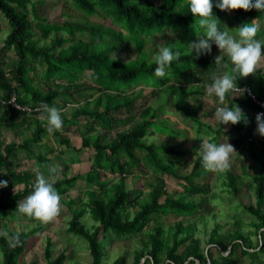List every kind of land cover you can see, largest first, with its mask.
Returning a JSON list of instances; mask_svg holds the SVG:
<instances>
[{
    "label": "trees",
    "instance_id": "16d2710c",
    "mask_svg": "<svg viewBox=\"0 0 264 264\" xmlns=\"http://www.w3.org/2000/svg\"><path fill=\"white\" fill-rule=\"evenodd\" d=\"M71 3L86 17L99 15L106 22L117 25L119 29L73 21L50 23L38 15V3V6L34 5L32 8L31 0H0V12L12 28L2 51H13L16 57L9 65L0 63V104L5 108L0 124L12 129L26 125L23 141L7 144L0 140V180L8 182L7 187L0 188V218L5 219L13 213L15 218L24 216L31 221L37 220L16 211L18 202L31 194L35 179L28 169L15 170L10 160L15 158L18 152H24L28 160L37 167L42 168L50 163L47 157L49 155L38 154L36 151L49 133L47 121L37 119L46 112L42 109L34 113L18 111L3 103L16 94L22 106L36 108L47 104L59 109L58 101L62 102L64 107L77 105L69 119L62 117V128L78 126L82 138L80 152L84 149L94 150L91 170L85 176L57 177L50 179V182L54 184L60 196L71 192L80 179L98 187L96 190L88 191L89 198L82 201L80 207L73 209L75 201H70L72 216L68 222L67 233L84 237L88 241L91 264H103L105 248L101 244V239H105L108 234L118 238L136 237L158 218L168 215L192 217L198 207L201 208L202 203H195L188 195L206 192L204 188L192 183V178L200 176V171L204 170L202 157L196 159L189 175L180 176L178 168L192 152L177 150L169 145L149 144L146 137L156 134L167 135L171 132V137L181 136L168 128V131L154 129L167 113L168 106L173 110H179L194 124L197 123L196 125L200 127L199 133L203 127L212 129L211 126L202 123L198 116L201 107L193 109L190 104L193 97L201 96L203 100L211 99L215 107L223 106L214 96L209 97L205 90L214 77L230 71V68L215 65L214 58L207 54L196 58L195 53L191 54L188 49L184 51L179 48L180 46L173 47L174 51L180 53L179 60L172 63L165 77L158 79L159 86L172 90L167 105L155 110L148 107V104H143V108L137 112L136 106L140 97L129 96L133 90L130 88L133 85L135 88L143 85L139 82L154 75L156 67L154 61L151 63L148 60L145 49L147 42H151L166 28H171L175 34L173 40L182 41L187 48L188 43L196 40V33H202L198 19L194 20L184 0H71ZM213 3L215 4V0ZM29 6L34 20L31 19ZM213 14L218 19L221 29L227 27L229 31L233 25L239 28L259 18L262 29L257 38L264 37V12L255 9L247 12L243 10L221 12L214 7ZM36 29L41 33V38L38 37ZM88 36L95 41L84 40ZM128 43L138 52L137 58L129 62L134 63L132 66L127 64L128 61L126 63L124 59L114 55ZM40 69L42 73L38 75ZM253 75H256L260 82L258 94L253 93L259 100L264 101V73L255 71ZM83 77L88 78V81H81ZM182 77H186L185 80H181ZM252 79L240 78L237 80V86L252 87ZM188 83L201 87L196 91H185ZM124 84L128 85L125 90L122 89ZM146 87L153 88L152 92L145 95L147 100L160 90L149 84ZM95 94L100 96L94 98ZM90 98L93 100L90 101ZM241 98L237 101L227 96L225 103H234L258 111L252 98L246 94H242ZM122 112L133 117L138 114L142 120L136 126L118 131L115 138L104 143L102 136L97 134L98 130L117 131L120 124L126 123L119 117ZM8 115L10 117H7ZM16 119H21L19 124L15 123ZM255 123L256 121L251 125H245L242 122L232 126L233 131L238 133V136L232 139L235 146L239 147V143L244 140L243 132L248 126L252 127L255 134L253 127ZM62 128L53 133L63 144L64 150H77V147L62 135ZM222 132L216 131L217 136H214L211 142L218 140ZM226 135L229 136L230 133L226 132ZM262 140L264 141V137ZM262 145L264 147V143ZM79 150L75 151L78 155ZM250 156L255 164L261 166L258 175L251 174L256 204L243 207L256 219L255 242L251 236L245 237L240 233V229L236 230L235 236L220 234L222 228L218 223L210 233L207 248H203L202 241L195 237L197 227L194 223L184 226L183 222L179 221L169 229L159 224L146 236L143 247L135 252L133 264H141L145 257H147L145 264H197V262L240 264L245 257L250 259L249 264H264V148L260 151L253 148ZM146 167L153 168L159 183L152 188L149 198L142 201L143 191L128 189V178L135 169L144 171L143 168L146 170ZM164 176H174L186 181L187 183L183 185L185 196L178 199L177 195L175 197L168 193ZM229 178V188L238 195L240 189L236 187V176L229 172ZM19 184H23L24 188L12 192ZM87 213H90L96 222L91 229L83 223ZM260 230L261 239L258 236ZM28 236L29 233L24 231H7L6 235L0 234V264H19ZM209 245L211 246L208 247ZM52 247L49 239L44 254L46 264H64L67 255L61 253L54 258ZM212 247L217 253L222 255L225 252L227 256L216 258ZM126 261L127 255H124L113 264H126Z\"/></svg>",
    "mask_w": 264,
    "mask_h": 264
},
{
    "label": "rangeland",
    "instance_id": "374dc122",
    "mask_svg": "<svg viewBox=\"0 0 264 264\" xmlns=\"http://www.w3.org/2000/svg\"><path fill=\"white\" fill-rule=\"evenodd\" d=\"M37 3L39 4V6ZM34 5L39 7L38 15L50 23L73 21V22H81L85 24L104 25L107 27L115 28L117 30L119 29L117 25L106 22L99 15L86 17L82 13V11H80L77 7H75L71 3V0H31L30 6L33 8ZM30 6L29 9L31 8ZM31 19L33 20L35 19L33 18L32 11H31ZM11 29L12 28L10 26V23L0 12V63L5 66L11 64L16 59L13 51H6V52L2 51L4 42L8 37V35L10 34ZM234 29H237L236 25H233V28L230 31ZM172 31L173 30L171 28H166V30H164L162 33L157 34L151 42H147L145 49L147 51L146 54L148 55L149 62L152 63L154 61V57L158 53V47L162 42L163 43L169 42L167 44H170L174 48H178L180 46L179 48L184 51L187 49L185 47V44H182V41L177 40L178 41L177 42L173 40L175 38V34H173ZM36 32L38 34V37L41 38V33L39 32L38 29H36ZM230 34L234 35L235 33L233 32ZM84 40L95 41L90 36L85 37ZM261 40L264 41V37L261 38ZM46 42L48 41L46 40ZM219 54H220L219 49L213 44L211 53L207 55L212 58H215ZM114 55L117 58L124 59L126 63L128 61L127 64L129 66H132L134 63H129V62H133L132 60H135L137 58L138 52L134 49L133 45L128 43L122 49L114 53ZM41 71H42L41 69L38 71V75L42 73ZM256 71H261L264 73V56H262V59L259 62ZM255 74L257 75V73ZM256 75L252 74L243 79L246 80L249 77L253 78L251 82L252 84L251 89L253 92L258 94L257 89L259 88L260 82ZM184 78L186 77H182L181 80H185ZM158 79L159 78L156 77L155 75H151L147 77V80L145 79L139 82V84H143L142 86L135 88V85H133L130 89L135 88V92L139 93L142 96L146 94L148 95L152 91L151 87L150 88L145 87L148 84L154 88L160 89L157 100L155 102L151 101V97L148 98V100L146 97H142L141 101L142 104H149V102H151L150 105L154 103L155 105H159V106L165 105L169 100V95H171L172 90L169 87L159 86ZM173 79H175V77H173ZM81 81L87 82L88 78L83 77ZM127 86L128 85L126 84L122 85V89L124 90L127 89ZM190 86H192V84L188 83V85H186L185 87V91L188 90L196 91L199 87H201V85L199 86L193 85L192 87ZM237 96L241 97V95H237ZM190 105L192 106L190 107L193 109H196L197 107H201L198 116L202 117V121H204L205 124H211L212 126V129L206 127L202 128L201 137L203 139H207L206 137L207 136L209 137L210 135L211 137L210 141H211L213 136H217L216 131H219L221 129L225 131L230 130L231 124L219 125L216 121L213 120V117L212 118L209 117V116H213L216 107H219V106L213 107L212 105L214 104L211 99L203 100L201 96L193 97ZM58 107L61 110V115L65 114L67 117H70L72 111L76 109L77 105L64 107L62 102L58 101ZM169 107L171 106H168V108ZM190 107L189 109H191ZM169 110L171 109L169 108ZM173 113L177 114V116L170 118L163 117L162 119H160L161 120L160 122L158 121L159 125H157L154 129L162 130V131H168V129H170L171 131L174 130L176 132L182 133L183 137L174 139L175 137H171L172 135L171 132L168 133L166 136L148 135L146 137V140L147 143L156 144L157 146L169 145L170 147H174L177 150H181V151L187 150V152L189 150L192 151V154H190L187 157L186 161L182 162L183 165H180L178 168V174L180 176H187L191 173L196 159L200 157V154L198 153L200 147V141L196 138V131H198L199 133L200 127L196 125L197 123L194 124V122L189 117L184 116L179 110L174 109ZM204 113L205 116L203 117L202 115ZM45 115L46 114H43V116ZM40 118L41 117H39V119ZM44 119L46 120V118ZM141 120H142L141 117H139V115L137 114L133 118H129L128 121H126V123L120 124L117 131H115V129L112 131L102 130L99 132V135L102 136V140L104 143H108L113 138H115V135L117 134L118 131L121 130L124 131L127 130L129 127L136 126L138 125V123L141 122ZM252 120L253 118H251L250 121ZM253 123L254 122H251V124ZM250 134H252V129L247 127L244 131V140L239 143V147L235 146V144L232 142V139L226 136H221L219 138V141L218 140L213 141L215 143H223V142L230 143L231 145L234 146L237 154L233 155L232 162L229 168L215 172L207 171L204 169L200 171L201 172L200 176H196L192 178L193 181L192 183L194 185L202 187L206 190V192L203 194L194 195V196L188 195V198L190 200H194L195 203L197 204L202 203L201 208L198 207L194 216L179 217L175 215H168L162 217L161 219L158 218L154 220L153 223H151L143 231V233H141L136 237L118 238L113 234H108L105 239H101V244L105 248V258L103 264H113L118 258L124 255H127L126 264H133L135 252L143 247V241H146V236L153 231L156 225L160 224L163 225L165 229H169L179 221H182L184 226H187L190 223H194L196 225L197 228L195 232V237L199 238L202 241L203 248H207L208 240L210 238V233L218 223L221 225L222 228L220 234L222 235L226 234L225 236H229V235L235 236L237 232L236 230L240 229L241 230L240 233L244 234L245 237L251 236V239L255 242L257 240V237L254 234L255 232L254 222L256 221V219L252 214L244 210L243 207L244 205L256 204L255 187L253 184V179L251 174L258 175V173L261 172V166H259L258 163L255 164L252 161L250 152L252 151L253 147H255L256 150H261L263 141L261 137L257 134L253 136L252 140L248 139L249 138L248 136ZM198 135L199 134H197V136ZM71 136L73 135H69V137ZM18 137L19 136L13 134L7 135V138H5V143L8 144V142L19 141L21 136L19 138ZM47 142L50 145L56 146V143L59 142V139L57 136L54 135L53 132L52 133L49 132V139H47ZM81 142H82L81 139L80 140L73 139L74 145L78 144L82 146ZM58 146L60 145L58 144ZM37 149L41 151L39 148ZM85 151L87 152V156L88 153H94V150L92 149L89 150L86 149ZM47 152L48 150H45L44 148L42 149V155L46 156ZM71 156L72 157L69 158L70 163H68L70 165H72L71 161L78 160L79 155L74 153ZM161 157L165 159L163 154H161ZM25 160H27L28 162ZM12 165L16 170L25 169L26 167L28 168L29 166H32L31 163L29 164V160L26 159L22 153L19 155L16 161L12 163ZM82 167L83 166L80 167L75 166L74 171L72 170L73 168L71 167L69 172L70 177H75L80 175L85 176V174H82L81 172L83 169ZM52 169L55 170L56 166H53V168L50 169L51 172H42L43 175L49 180L59 177L58 173H54ZM143 169L144 171L135 169L132 175L129 176L128 189L142 190L143 191L142 201H145L147 200V198H149V194L152 188L159 183V180L158 177L155 175L153 168L149 169L148 167H146V170L145 168ZM246 171H248L249 173L247 174ZM229 172L233 173L236 176V187L240 189L238 195H236L234 193V190L230 189L228 186L230 182ZM164 179H165L166 191L168 193H172L175 197L177 195L176 198L178 199H180L182 196H185L184 194L185 187L183 189V185L187 183L186 181L180 180L179 178L174 176H164ZM75 187H73V190L69 192V194L65 196H61L60 212L56 217H54L52 220L48 222H43L40 220L31 221L30 219L25 218L24 216L15 218V214L13 213H10V215L5 219L0 218L1 235H6L7 231H13V232L24 231L27 234L29 233L27 243L24 248V252L22 253L19 259V264H30L31 262H37L38 264H46L44 254L49 239L53 244L52 255L54 258H57L61 253H65L67 255V260L64 261V264H91L92 259L89 253L88 241L84 237L67 233L68 222L71 218V208H69L70 205L69 200L72 199L73 201H75V204L72 206V208L76 209L77 207H80L82 201L86 200V197L89 198L88 191L86 190L87 184L85 182L83 183L82 181H80L78 182L77 187L76 188ZM90 187L93 188L92 186ZM23 188L24 185L19 184L12 190V192L15 193ZM105 194L106 193L104 192L103 195L105 196ZM83 223L89 229H91L92 226L96 225V222L93 220L92 215L90 213H87L84 216ZM262 230L259 231V235H258L259 238ZM210 246L211 245H209L208 247ZM182 250L183 248L180 249V251ZM213 250L216 258H219V256L220 257L227 256V253L225 252H223V254L221 255L220 253H217V251H215V248H213ZM220 260L223 259L220 258ZM249 263H250V259L248 257H245L242 259V262L240 264H249Z\"/></svg>",
    "mask_w": 264,
    "mask_h": 264
},
{
    "label": "clouds",
    "instance_id": "9594fccd",
    "mask_svg": "<svg viewBox=\"0 0 264 264\" xmlns=\"http://www.w3.org/2000/svg\"><path fill=\"white\" fill-rule=\"evenodd\" d=\"M194 18L198 19L202 33H196V40L187 44L188 51L195 53L196 58L202 54H210L213 44L219 49L220 54L214 58L215 65H222L230 71L213 78L206 88L209 97H215L223 106L216 107L213 120L219 125H237L241 122L247 124V117L242 109L233 104L228 106L225 98L242 95L245 91L237 86V80L252 75L264 56V41L257 36L261 32L260 19H254L250 24H243L239 28L229 31L227 27L221 29L218 19L213 14V8L221 12L253 9L264 12V0H184ZM235 33L230 34V33ZM180 53L173 50L167 43H161L158 53L154 57V75L163 78L168 74V69L173 62L179 60ZM193 86V85H192ZM190 86V87H192ZM42 111L47 113V130L52 133L63 126L61 110L49 106H42ZM255 134L264 137V112L255 117ZM198 153L202 157V167L207 171H222L230 167L232 157L237 154L233 145L228 142L215 143L204 139L200 143ZM35 184L30 195L18 202L16 211L33 217L37 220L48 222L58 215L61 209V196L54 184L47 179L39 169H34ZM7 180H0V188L7 187Z\"/></svg>",
    "mask_w": 264,
    "mask_h": 264
},
{
    "label": "crops",
    "instance_id": "0c3cea01",
    "mask_svg": "<svg viewBox=\"0 0 264 264\" xmlns=\"http://www.w3.org/2000/svg\"><path fill=\"white\" fill-rule=\"evenodd\" d=\"M195 85H197V84H195ZM139 86H142V85H139ZM138 86V87H139ZM138 87H136V88H138ZM146 87V86H145ZM150 88V87H149ZM152 89V91H153V88H151ZM162 90V89H161ZM151 91V92H152ZM158 94H159V90L157 91V93L155 94V95H153V96H151L152 98H151V101H153V102H155L156 100H157V97H158ZM98 96H100V95H96L95 94V96H94V98H97ZM129 96H137V97H140V99H138V105L136 106V111H139L141 108H143V104H142V97L144 96L145 97V95H140L139 93H136L135 92V88L133 89V90H131L130 91V95ZM231 99H233V100H241L242 98L240 97V96H234V97H231V95H228ZM170 97H171V95H169V99H170ZM227 97V96H226ZM0 99H1V94H0ZM91 100L90 101H92L93 100V98H90ZM0 102H1V100H0ZM168 102V101H167ZM150 103L151 102H149V104H148V107L150 106V107H152L153 109H158L159 107H161V106H165V105H167V104H165V105H155V103L154 104H151L150 105ZM234 104V103H233ZM233 104H231V103H229V102H227V105L228 106H232ZM238 105V104H237ZM213 107H215L214 105H212ZM241 109H242V111L245 113V115H246V117H247V124H245V125H251V122H255V117H256V115H257V111H255V110H251V109H249V108H246L245 106H241V105H238ZM68 107V106H67ZM212 107V108H213ZM169 108L171 109V110H169ZM168 108V110H167V113L166 114H164L163 115V117H168V118H170V117H175V116H177V114H174L173 112H174V110H173V108H171V107H169ZM198 108V107H197ZM143 110V109H142ZM74 112V110L72 111V113ZM4 113H5V108L4 107H2L1 106V104H0V119H1V117H2V115H4ZM72 113H71V115H72ZM173 113V114H172ZM71 115H70V117H71ZM137 115V114H136ZM62 117H64V118H67V119H69L70 117H67L65 114L64 115H61ZM203 117L205 116V113L202 115ZM7 117H10V115H8ZM39 117H41L40 119H39ZM121 119H123L125 122H126V120H128L129 118H131V117H133V116H130V114L128 113V114H125L124 112H122L121 113V115L119 116ZM210 118H212L213 116H209ZM44 118H46V121H47V113H46V115L45 116H38L37 117V119H39V120H45ZM201 118V120H202V117H200ZM251 118H253V120L252 121H250L251 120ZM21 119H16L15 120V123L16 124H19ZM202 123H204V121H202ZM242 123V122H241ZM244 123V122H243ZM6 124V123H5ZM207 125H209V126H211V124H207ZM232 126L233 125H231V128H230V130L229 131H225V130H223V129H221L223 132L221 133V135L218 137V141H219V138L221 137V136H226V137H229L230 139H234L235 137H236V135L238 134V133H236V131H233V129H232ZM212 127V126H211ZM249 128H251L252 129V127H250V126H248ZM253 127H255V129H256V123H255V126H253ZM26 125L25 126H23V127H16V129H12V128H6V127H4V124H0V132H1V134H0V140H4L5 141V138H7V135H10V134H13V135H16V136H21L20 137V140L19 141H12V142H17V143H19V142H21V141H23L24 140V138H25V131H26ZM254 129V128H253ZM103 130V129H102ZM102 130H98V132H97V134L99 135V132L100 131H102ZM245 130V129H244ZM122 131V130H121ZM77 132V133H76ZM226 132H228V133H230V135L228 136V135H226ZM179 133V132H178ZM244 133V132H243ZM30 134V132H28V134L27 135H29ZM80 134V130H78V126H73V127H70V128H62V135H65V137H67L71 142H72V144H73V146L74 147H77L76 149L77 150H79L82 146H80V145H74V143H73V139L74 140H82V138H81V136L79 135ZM181 136V138L183 137V134L182 133H179ZM197 134H199L198 136H197ZM201 134H202V132H200V133H198V131H196V138L200 141V143H201V141L202 140H204L202 137H201ZM252 134H253V130H252ZM250 134L248 137V139H251L252 140V138H253V136H255V134ZM69 135H73V136H71V137H69ZM157 135H159V134H156V135H154V136H157ZM162 136H166V135H162ZM232 136V137H231ZM238 136V135H237ZM18 137V138H19ZM73 137V138H72ZM180 137H178V138H180ZM201 137V138H200ZM207 139H209L210 140V135H209V137L207 136L206 137ZM213 138H214V136H213ZM212 138V139H213ZM47 139H49V133H48V135L46 136V138H45V140H44V142L39 146V149L41 150V151H39L38 149L36 150L37 151V153L38 154H42V149L44 148L45 150H48V152H47V155H49V156H47L49 159H50V163H48V164H46L45 166H43L42 168H40V167H37L36 165H34V164H32L30 161H29V164L31 163L32 164V166H29L28 168L26 167L25 169H20V170H18L17 169V171H22V170H24V171H26L27 169L28 170H30L31 172H32V174H33V177H34V179H35V172H34V169L35 168H37V169H39L40 170V172L42 173V172H51V168H53V166H56V169L54 170V169H52V171L54 172V173H58V178H61V177H64V176H67V177H70V175H69V172H70V169H71V167L73 168L72 170L74 171V167L75 166H83L82 168V174H87V173H89V171L91 170V166H92V160H93V157H94V153H88V156H87V152L85 151L86 149H84L82 152H80V150L78 151L79 153H80V155L78 156V160L76 161V160H73V161H71V163H72V165H70V164H68V163H70V160H69V158L70 157H72L71 155L72 154H74V153H76L77 155H78V153L77 152H75V151H77V150H68V151H65L64 149V146H63V144L59 141V142H57L56 143V146H54V145H50L48 142H47ZM174 139H177V138H174ZM261 139H262V137H261ZM196 141V140H195ZM263 141V140H262ZM12 142H8V144L9 143H12ZM232 142H233V140H232ZM82 143V142H81ZM263 143H264V141H263ZM58 144L60 145V146H58ZM254 149H255V147H253ZM264 147H263V145H262V149H263ZM261 149V150H262ZM87 150H89V149H87ZM256 150V149H255ZM63 151V152H62ZM65 151V152H64ZM70 151H71V153H70ZM74 151V152H73ZM185 151V150H184ZM190 151V150H189ZM256 151H260V150H256ZM185 152H187V150L185 151ZM192 152V151H191ZM23 154L24 155V157L26 158V159H28L27 158V154L26 153H24V152H18L17 154H16V157L15 158H13V159H11L10 160V163H11V166L13 167V165H12V163H14L15 161H16V159L19 157V155L20 154ZM68 154V155H67ZM192 154V153H191ZM55 156V157H54ZM25 161H27V160H25ZM170 161V160H169ZM28 162V161H27ZM89 164V165H88ZM14 168V167H13ZM58 168V169H57ZM15 169V168H14ZM16 170V169H15ZM52 172V173H53ZM67 173V174H66ZM80 176H83V175H80ZM80 181H82L83 183L85 182L86 184H87V191H90V190H96L97 188L93 185V184H90V183H87L84 179H80L78 182H80ZM78 182H77V184H78ZM89 186V187H88ZM90 186H92L93 188H91ZM76 187H77V185H76ZM75 187V188H76ZM72 191V190H71ZM69 194V193H68ZM86 197V196H85ZM87 198V197H86ZM72 199H70L69 200V202L71 201ZM71 216H72V214H71Z\"/></svg>",
    "mask_w": 264,
    "mask_h": 264
},
{
    "label": "built area",
    "instance_id": "2783aa9c",
    "mask_svg": "<svg viewBox=\"0 0 264 264\" xmlns=\"http://www.w3.org/2000/svg\"><path fill=\"white\" fill-rule=\"evenodd\" d=\"M240 88L244 89L245 91L243 92V94H246L248 97L252 98L253 102L257 105V107H258L257 114L261 113V112H264V101L259 100L255 96V94L253 93L251 87L248 86V85H245V86L240 87ZM3 104L4 105H9V106H11L12 108H14V109H16L18 111H25V112H28V113L39 112L42 109V107H39V106L34 108V107H30V106H22V105H20L19 102H18L16 94H13L12 97L8 101H5Z\"/></svg>",
    "mask_w": 264,
    "mask_h": 264
},
{
    "label": "water",
    "instance_id": "95a60500",
    "mask_svg": "<svg viewBox=\"0 0 264 264\" xmlns=\"http://www.w3.org/2000/svg\"><path fill=\"white\" fill-rule=\"evenodd\" d=\"M260 239H261V234H260ZM230 250H231V247L229 248V251H230ZM146 259H147V257H145V258L142 260L141 264H145ZM197 264H199V262H197Z\"/></svg>",
    "mask_w": 264,
    "mask_h": 264
}]
</instances>
